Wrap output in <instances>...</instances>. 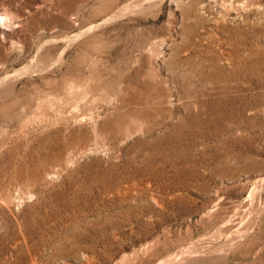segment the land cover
Here are the masks:
<instances>
[{
  "label": "rangeland",
  "instance_id": "obj_1",
  "mask_svg": "<svg viewBox=\"0 0 264 264\" xmlns=\"http://www.w3.org/2000/svg\"><path fill=\"white\" fill-rule=\"evenodd\" d=\"M261 190L264 0H0V264H264Z\"/></svg>",
  "mask_w": 264,
  "mask_h": 264
},
{
  "label": "bare ground",
  "instance_id": "obj_2",
  "mask_svg": "<svg viewBox=\"0 0 264 264\" xmlns=\"http://www.w3.org/2000/svg\"><path fill=\"white\" fill-rule=\"evenodd\" d=\"M6 16V15H5ZM6 18H7V16H6ZM5 18V19H6ZM8 19V18H7ZM262 186V185H261ZM261 189V188H260ZM263 189V188H262ZM260 193H259V196H260V198L261 197H263L264 196V192H263V190H261V191H259ZM264 200V199H263ZM259 202V201H258ZM262 205V204H261ZM259 207V205H257V207H256V209H257V211H258V208ZM259 211H261V210H259ZM258 213V212H257ZM260 217V216H259ZM257 218V217H256ZM254 222V221H253ZM256 223H257V221H256ZM255 224V223H254ZM234 231H236V230H234ZM252 231V230H251ZM248 229H244V228H239V229H237V233H238V235H239V237L241 236V237H243V236H245V235H247L248 234ZM250 233V232H249ZM249 235V234H248ZM235 239V238H234ZM242 240V239H241ZM230 243V242H229ZM212 246V245H211ZM192 248H190V249H187V250H185V251H182L181 252V255L179 254V256H177V258H173V257H175V255H172L171 257H168L167 259H165V260H163L162 262H161V264H183V262L185 261V260H187V259H189V261L188 262H190V264H193L194 262V256H195V254H193V252H192ZM202 250V249H201ZM214 250H216V248H214ZM196 252V251H195ZM203 252V251H202ZM196 253H198V252H196ZM196 262V261H195ZM223 263V262H222Z\"/></svg>",
  "mask_w": 264,
  "mask_h": 264
}]
</instances>
